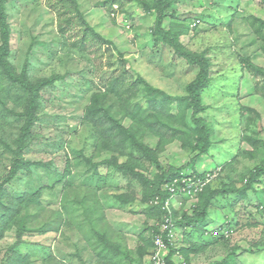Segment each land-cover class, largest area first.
<instances>
[{
    "label": "rangeland",
    "instance_id": "374dc122",
    "mask_svg": "<svg viewBox=\"0 0 264 264\" xmlns=\"http://www.w3.org/2000/svg\"><path fill=\"white\" fill-rule=\"evenodd\" d=\"M74 1L77 6L73 8L65 0H8L6 4L12 31L8 60L14 71L29 74L34 84L49 78L54 83L45 86L36 98L40 120L33 129L34 138L24 151V159L32 167L6 185L4 200L27 197L39 190L42 193L32 203L35 205L20 208L19 217L27 218L22 237H19L18 220L0 236V264H6L8 255L16 251L25 258V264H138L134 253L143 243L142 237L151 236V231L142 236L141 233L159 221L156 212H151V203L145 200V187L125 177L123 171L109 166L108 162L124 164L133 154L144 162L137 169L139 173L153 179L160 172L129 142L123 145V151L107 152L97 144V135L84 116L92 95L103 92L105 85L124 70L129 84L141 77L173 97H184L186 85L195 80L198 68L185 58H178L168 44L158 41L155 45L154 13L145 12L140 4L142 0ZM173 2L170 10H175L181 22L187 17L186 25L202 19L199 27L181 37V42L192 52L207 51L212 60V81L202 98L206 110L199 117L212 126L213 145L209 154L196 164V170L214 171L213 186L227 183L241 188L248 182L249 171L264 164V76L249 72L242 63V58H251L256 67L264 69L260 42L243 20L250 15L264 19V7L259 0ZM239 15L243 16L237 18ZM231 20V27H227ZM169 24L168 19L164 27L168 28ZM212 24H217V28ZM87 26L103 39L94 40L89 35L87 48L80 50L74 43L84 37ZM131 95L137 103L147 106L142 85L138 84ZM29 98L25 88L0 78V140L5 141L0 142V180L8 174L13 159L5 143L15 147ZM169 104L172 113L178 114V103ZM243 108L253 109L260 116L254 118L255 114L243 112ZM188 113L190 119L192 110ZM147 115L153 117L152 113ZM123 124L130 127L136 123L123 120ZM150 132L141 142L157 150L164 169L184 166L194 156L193 150L184 147L181 140L168 139L174 137V130L167 131L168 136L163 140ZM243 135L260 139L258 147L250 146ZM249 151L253 154H248ZM231 161L232 165L226 166ZM191 171L190 168L186 173ZM254 188L246 198L234 193L225 200L215 201L208 225L204 227L208 234L203 239L197 232L193 237L186 236L182 246L213 243L210 237L213 234L217 237L223 234L230 242L215 241L201 253L190 255L189 264H234L225 258L235 246L242 248L237 264H264V177ZM90 194H95L96 200L81 203ZM120 196L128 201L123 202ZM197 202L196 197L180 198L179 212H191V205ZM87 207L100 209V217L88 213ZM92 220L98 221L99 232L106 239L118 244L122 251L127 248L132 259L110 263L111 259L96 255L94 247L98 244L92 243L94 239L88 242L78 232L79 228L91 226ZM228 223L229 231L222 234L215 231ZM45 228L48 231L41 233ZM178 237L181 242L182 238ZM148 258L145 264L149 263Z\"/></svg>",
    "mask_w": 264,
    "mask_h": 264
},
{
    "label": "trees",
    "instance_id": "16d2710c",
    "mask_svg": "<svg viewBox=\"0 0 264 264\" xmlns=\"http://www.w3.org/2000/svg\"><path fill=\"white\" fill-rule=\"evenodd\" d=\"M65 1L68 5H71L72 8L77 6L74 0ZM259 2L264 7V0H259ZM7 3L8 0H0V78L7 79L11 85L17 84L20 85L21 88H25V91L30 95V98L26 107L25 115H22L25 120L19 138L15 141V147H11L9 144L5 143L6 148L10 150L11 154H13V159L8 174L0 180V236H2L3 232L8 230L13 221L15 222L18 220L21 224L19 229V237L21 238L25 229H27V218L26 216L19 217L20 208L23 205H35L32 203L37 202V196L42 193V190H39L36 194L31 193V195L27 197L23 196L18 199L10 198L4 200L5 197H7L5 187L15 180L20 172L23 170H30L32 167L31 163L24 159V151L34 138L33 129L40 120L39 115L37 116L39 106L36 98L45 86L53 85L54 82L49 78L34 84L33 81L29 80V74L25 72L17 74L14 71L11 62L8 60L12 31L5 10ZM140 4L144 7L145 12L149 14L154 13L155 29L153 35L155 36V45H157L158 41H162L174 50V53L178 58H185L192 67L197 66V77L194 81L186 85V95L184 97H173L159 87L151 85L146 80H142L141 77L137 78L134 83L129 84L126 81V79L129 78L128 74L126 70H124V72L119 74L118 77L112 78L109 83L105 85L106 88H104L103 92L100 91L92 95V103L88 106L84 119L93 127L98 139L97 144H100L107 152H110L109 150H112L113 152L123 151V145L126 142H129L132 146L136 145L138 151L142 154L143 159L149 162L150 166L154 164L156 170L160 172L157 177L153 179L148 178L144 173H139L137 169H139L141 163L143 164L144 162H141L140 159H135L133 154L130 155V160L124 164L112 161L108 162L109 166H113L118 171H123L125 177L127 175V178L130 177L131 180H136L138 184H142V186L145 187V200L148 203H151V212H156L155 215L159 220L156 225H153L152 227L148 226V228H145L141 233L142 236L144 232L151 231V236L149 238L142 237L143 243H141V246H138L134 253L135 256H138V264H145V258L151 254L158 235L163 236V241L168 248L169 254L166 257L167 264H189L190 255L201 253L202 250H205L208 245L213 244L215 241L224 240L228 243L230 242L229 237H225L222 234L224 230H230V223H228L226 226L215 230L222 234L220 237L215 236L213 233V236L210 235L214 240L213 243L193 244L188 248L185 247V245L182 246L183 243L187 241L186 236L189 238L193 237L197 232L198 234L201 233L200 239H203L204 235L208 234L204 227H207L208 225L210 209L211 206H214L215 201L218 199L225 200L226 198L231 197L234 193H238L242 198H246L248 197L249 191L256 190L254 188L255 184L264 177V164L255 166L249 171L248 182L241 188H235V186H230L227 183H221V186L218 187L213 186V182L216 178L213 174L214 171L200 173L196 170V164L202 159V157L209 154L213 145V128L204 119L199 117L200 113L205 112L206 110L203 106L202 98L203 93L209 88L212 81V60L208 56L207 51L192 52L187 50L181 42V37L187 35L192 28L199 27L202 19L192 21L189 26L184 23L188 20L187 17L181 22V18L177 16L175 10H170V8L174 6L173 0H154L153 3H149L147 0H142ZM242 16L243 15H239L236 17L239 18ZM80 18L83 17L80 16ZM168 19L170 24L168 28H165L164 25ZM203 19H205V16ZM243 20L249 25L252 33L260 42L264 54V19L255 15H250L248 17L244 16ZM232 21L233 20H231L226 26L231 27ZM212 25L214 28L218 26L217 24ZM88 28L91 29L87 26L83 30L84 37L74 43L79 46L78 48L80 50L87 48L86 42L89 35H92L94 40L103 39L93 31L90 32ZM104 43L108 44L106 40H104ZM122 63H125V61L122 60ZM242 63L245 64V68L249 72L262 74V76H264V69L256 67L252 63L251 58H242ZM138 84L144 87L147 96L146 99L148 100L147 106L137 103L133 99L134 95H131ZM262 92L264 95V89ZM172 101L178 103V114L172 113L171 104L167 106V102ZM189 110H192L190 119H188ZM243 112L255 114L254 118L260 116L255 113V110L250 108H243ZM148 113H152L153 117L147 115ZM250 119L252 120L253 117ZM123 120H130V122L136 124L126 127L123 124ZM173 121L176 122L175 125L172 124ZM179 125L182 127H179ZM171 130H174V137L168 139L172 140L175 138V140H181L183 146L190 147L195 154L194 156H190V160L184 166L179 168L171 166L166 170L158 161L157 150L155 148L153 149L149 143L146 144L145 142H141V138H144L146 134H151L150 131H152L154 132L155 137H160L161 140H163V138L168 136L167 131ZM243 140L255 148H257L260 143V139L257 137L253 139L246 135H243ZM0 142L5 141L0 140ZM249 153L251 155L253 154L252 151H249L248 154ZM88 162H91V160H88ZM232 162L233 161L226 164V166L232 165ZM190 168L192 169L191 177H202L204 179L209 176L212 177V180L207 186H205L202 192L198 193V202L191 206V212L184 211L182 213L176 212L174 214L172 220L175 228V235L172 240L170 235H168L169 230L162 233L160 231L161 227L159 226L160 223H165L163 220L164 216L167 215V212L162 209V205L164 204V201L171 196L169 191L163 190V186L166 183L173 181L175 178H181L182 175L186 174V170ZM130 185L133 186L131 183ZM120 198L123 202L128 201L124 196H120ZM156 198H159L160 205L154 204ZM90 199L96 200L95 194L85 196L81 203L86 202V200L89 202ZM184 199L188 200L189 198L186 197ZM81 203L80 205L83 206ZM262 205H264L263 202ZM39 209L41 210V208ZM95 210L96 211L87 207L88 213L92 216H95L96 214L97 217H100V209ZM90 225L91 226L89 227L79 228L78 232H80L88 242L94 239L92 243L95 241L96 244H98V246L94 247L96 255L103 257V259L106 260L111 259L108 260L110 263L122 261L123 259H125V261L126 259H132V253H130L127 248L126 251H122L118 244L109 241V239H106L105 234L102 235L99 232L97 220H92V224ZM47 231L48 229L45 228L44 230H41V233ZM90 233L93 235L91 238L89 236ZM179 235L182 238L181 242H179ZM96 236L98 237L96 238ZM256 247L258 248L257 250H261L259 246L256 245ZM11 249L16 251L15 247H12ZM239 251L242 253V248L240 246L233 247L231 253L225 258V260H231L234 264H237L236 261L240 256L238 253ZM105 253L106 255L103 256ZM182 258L185 259L184 262L181 261ZM24 259L25 258H22V255H19L16 251L14 254L8 255L6 264H25L26 261ZM132 262L134 261H131V263Z\"/></svg>",
    "mask_w": 264,
    "mask_h": 264
},
{
    "label": "built area",
    "instance_id": "2783aa9c",
    "mask_svg": "<svg viewBox=\"0 0 264 264\" xmlns=\"http://www.w3.org/2000/svg\"><path fill=\"white\" fill-rule=\"evenodd\" d=\"M212 180V177H206L204 179H196L186 177L182 180H176L172 183H166L163 186V190L170 192V197L165 200L164 204L162 205V209L167 212L165 216V220L161 228V232L164 233L165 231L169 230L168 235H170L171 239L173 240L175 235V228L173 224V214L172 209L175 208L176 210L180 209L181 204L177 205L179 200L178 196L187 197L190 200L195 199L198 193L202 192L205 186H207ZM155 205H160L159 198H156L154 201ZM155 250L152 252L148 259V264H167L166 256H167V246L163 241V236L158 235L155 241Z\"/></svg>",
    "mask_w": 264,
    "mask_h": 264
},
{
    "label": "clouds",
    "instance_id": "9594fccd",
    "mask_svg": "<svg viewBox=\"0 0 264 264\" xmlns=\"http://www.w3.org/2000/svg\"><path fill=\"white\" fill-rule=\"evenodd\" d=\"M204 172H206V171H204ZM204 172H200V173H204ZM191 173H192V172H191ZM191 173H186L185 175H182L181 178H175V179H176V180H182L183 178H186V177L196 178V179H203L202 177H191V176H192ZM175 179H174L173 181L169 182V183L174 182ZM164 191H165V190H164ZM178 198L180 199V198H185V197L178 196ZM196 198H198V197L196 196ZM188 200H190V199H188ZM164 202H165V201H164ZM191 206H193V205H191ZM180 209H181V208H180ZM180 209H178V210H176L175 208L172 209L173 217H174V214H175L176 212H179ZM164 220H165V216H164ZM164 220H163V222H164ZM162 225H163V223L160 224L159 226L162 228ZM160 231H161V229H160ZM155 248H156V246H155V244H154V248H153L152 252H154ZM167 250H168V249H167ZM152 252H151V254H152ZM151 254H150V255H151ZM168 254H169V252L167 251V256H168ZM150 255H149V257H150ZM167 256H166V257H167ZM148 259H149V258H148Z\"/></svg>",
    "mask_w": 264,
    "mask_h": 264
}]
</instances>
